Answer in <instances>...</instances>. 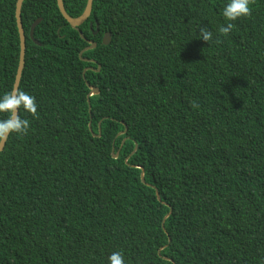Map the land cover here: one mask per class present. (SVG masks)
<instances>
[{"label": "trees", "instance_id": "16d2710c", "mask_svg": "<svg viewBox=\"0 0 264 264\" xmlns=\"http://www.w3.org/2000/svg\"><path fill=\"white\" fill-rule=\"evenodd\" d=\"M63 1L76 18L88 0ZM17 2L0 0V94ZM225 2L94 0L76 28L24 0L37 112L0 152V264H264V0L227 36Z\"/></svg>", "mask_w": 264, "mask_h": 264}, {"label": "clouds", "instance_id": "9594fccd", "mask_svg": "<svg viewBox=\"0 0 264 264\" xmlns=\"http://www.w3.org/2000/svg\"><path fill=\"white\" fill-rule=\"evenodd\" d=\"M250 3L251 0H226L220 14L228 23L219 27L218 32L227 36L233 29L231 21L251 14ZM213 36L207 27H200L196 39L208 44L213 42ZM215 42L219 43V37H216ZM18 109L34 116L37 112L35 97L25 91L10 90L0 94V114H7L6 118H0V142L5 141L11 133L21 134L28 130L30 122ZM106 264H127V260L122 251H114L108 255Z\"/></svg>", "mask_w": 264, "mask_h": 264}, {"label": "water", "instance_id": "95a60500", "mask_svg": "<svg viewBox=\"0 0 264 264\" xmlns=\"http://www.w3.org/2000/svg\"><path fill=\"white\" fill-rule=\"evenodd\" d=\"M93 1L94 0H88L84 12L79 17H76V18L70 16L67 13V10L65 8V4H64L63 0H58V5H59V8H60L62 14L67 19V21L73 27L77 28L80 25H82L87 20V18L90 16V14L92 12V7H93ZM23 2H24V0H18V2H17L16 16H17V23H18V28H19L20 38H21V51H20L21 56H20V63H19V67H18V71H17V75H16V80H15L13 91H18V89H19V85H20V82H21L23 69H24V66H25V52H26L27 37H26L25 28H24L23 21H22V6H23ZM41 20H42V18H38L32 24L31 31H30L31 39L37 44H41V43L35 38V29H36V26L41 22ZM98 31H99V27L97 26V31L96 32H98ZM111 39H112L111 34L109 32H107L104 35L103 43L109 45V43L111 42ZM94 44L95 43H93V45ZM93 91L95 92V91H97V89L93 88ZM18 112H19V109H18ZM7 139L5 141H3V142H0V152L4 149V147L6 145V142H7Z\"/></svg>", "mask_w": 264, "mask_h": 264}]
</instances>
